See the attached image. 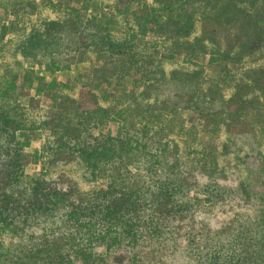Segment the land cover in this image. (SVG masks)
I'll return each instance as SVG.
<instances>
[{"label": "rangeland", "instance_id": "obj_1", "mask_svg": "<svg viewBox=\"0 0 264 264\" xmlns=\"http://www.w3.org/2000/svg\"><path fill=\"white\" fill-rule=\"evenodd\" d=\"M156 2L140 9L138 0H2L0 53L11 68L0 65V76L19 86L7 85L0 102L19 128L0 146L15 150L24 184L43 179L46 189L86 195L95 183L69 155L72 138L150 136L144 125L161 126V140L176 151L165 165L188 181V202L137 213L129 221L140 241L111 250L125 264L132 248L141 264H264V0H163L167 10ZM180 101L188 102L172 108ZM186 122L194 127L183 140ZM249 179L251 200L211 187ZM152 219L159 236L146 238Z\"/></svg>", "mask_w": 264, "mask_h": 264}, {"label": "trees", "instance_id": "obj_2", "mask_svg": "<svg viewBox=\"0 0 264 264\" xmlns=\"http://www.w3.org/2000/svg\"><path fill=\"white\" fill-rule=\"evenodd\" d=\"M162 1L156 3L163 5ZM146 2L138 0L139 7ZM163 6V10L169 9L166 3ZM149 9L156 16L158 6ZM141 36L138 33L129 38L138 42ZM199 39L203 41L202 38L196 41ZM131 46L125 42L122 48ZM0 54V65L10 69L8 52L1 48ZM124 70L129 73V68ZM9 84L11 88L18 87V78L12 82V78L1 75L0 93ZM2 97L0 94V101ZM187 102L180 101L172 108ZM153 118L151 124L154 121V126L160 123L156 116ZM192 127L194 124L185 123L181 132L185 133L183 140L189 137L188 131ZM18 128L17 122L0 102V137L3 142L11 143ZM149 130L150 136L131 137L121 131L117 136L90 137V140L72 138V144L66 147L69 155L81 169L83 178L95 183L86 195L69 186L65 190L55 186L46 189L43 179L24 184L21 163L18 157L13 158L15 150L10 146L3 150L0 146L1 157L8 156L0 163V182L1 179L8 181L0 184V264H125L124 256L111 249L122 248L126 243L133 246L140 241L139 229L130 219L138 221L137 213L141 211L160 212L171 209L174 204L188 202L184 197L188 181L181 178L176 164L165 165L168 163L166 156L176 152L175 146L168 140H161L164 138L161 126L153 130L144 125L143 134ZM197 137L202 136L198 134ZM206 149L207 146L202 149V155ZM204 166H207L206 161ZM204 166L203 172L206 170ZM130 168L136 171L131 173ZM244 169L248 176L257 178L252 167ZM206 175L211 178L209 172ZM15 177L23 180L18 181ZM211 187L218 193H233L243 200H251L257 193L251 188V179L247 183L240 181V186L234 188H226L218 182ZM258 201L261 205L258 215L261 236L264 234V197ZM144 226L146 238L159 236L160 226L155 219ZM132 251L126 264H141L137 252L133 248Z\"/></svg>", "mask_w": 264, "mask_h": 264}]
</instances>
